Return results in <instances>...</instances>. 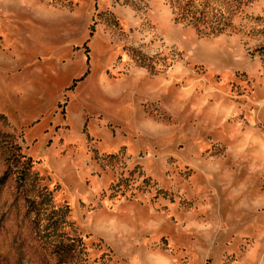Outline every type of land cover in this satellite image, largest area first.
<instances>
[{"label": "rangeland", "instance_id": "374dc122", "mask_svg": "<svg viewBox=\"0 0 264 264\" xmlns=\"http://www.w3.org/2000/svg\"><path fill=\"white\" fill-rule=\"evenodd\" d=\"M0 264H264V0H0Z\"/></svg>", "mask_w": 264, "mask_h": 264}, {"label": "trees", "instance_id": "16d2710c", "mask_svg": "<svg viewBox=\"0 0 264 264\" xmlns=\"http://www.w3.org/2000/svg\"><path fill=\"white\" fill-rule=\"evenodd\" d=\"M203 20L201 23L198 20ZM195 23L200 27V29L207 33H219L226 29L227 23L223 22L222 20H218L215 17H205L203 18V15L197 16Z\"/></svg>", "mask_w": 264, "mask_h": 264}]
</instances>
